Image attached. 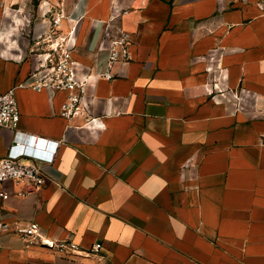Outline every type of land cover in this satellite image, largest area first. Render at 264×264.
I'll use <instances>...</instances> for the list:
<instances>
[{"label":"crops","instance_id":"crops-1","mask_svg":"<svg viewBox=\"0 0 264 264\" xmlns=\"http://www.w3.org/2000/svg\"><path fill=\"white\" fill-rule=\"evenodd\" d=\"M61 12L92 79L89 126L60 115L67 92L30 87L32 44ZM107 23L132 37L111 80ZM13 87L17 130L60 143L43 186H0V264H264V0H0V95ZM15 135L0 128V158ZM30 222L102 248H26Z\"/></svg>","mask_w":264,"mask_h":264},{"label":"built area","instance_id":"built-area-1","mask_svg":"<svg viewBox=\"0 0 264 264\" xmlns=\"http://www.w3.org/2000/svg\"><path fill=\"white\" fill-rule=\"evenodd\" d=\"M64 18L62 12L50 16L43 31L36 36L32 44L31 55L37 65L30 75V87L35 91H46L51 95L58 91L67 92L68 97L61 105L60 115L67 120L82 117L84 125L89 126L97 119L91 114V98L87 94V87L92 84V79L90 76L79 75L78 62L74 56L77 27L73 26L67 34H64L61 28ZM131 43L132 37L129 32L122 28H114L110 23L105 25L100 48L107 50L108 54L105 66L97 74V78L113 79L115 65L132 59ZM208 71L220 73L221 67L214 68L211 65ZM214 80V90H219L222 94L225 90L219 88L220 81L216 78ZM20 118L21 111L15 87H13L0 95V128H9L16 132L7 155L0 158V186L13 182L38 189L48 180L42 163L53 162L60 142L22 134L17 130ZM17 194L23 197L28 192L19 191ZM10 195L9 191L0 189V198L6 199ZM8 227V224L0 223V230L6 231ZM15 233L26 248L43 245L55 248L62 253H85L86 255L96 254L102 248V245L98 243L90 250H84L73 240L51 239L46 236L37 222L16 225Z\"/></svg>","mask_w":264,"mask_h":264}]
</instances>
